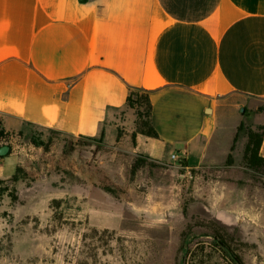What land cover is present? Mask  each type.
<instances>
[{"label": "crops", "instance_id": "1", "mask_svg": "<svg viewBox=\"0 0 264 264\" xmlns=\"http://www.w3.org/2000/svg\"><path fill=\"white\" fill-rule=\"evenodd\" d=\"M131 89L150 92L158 139L121 121ZM242 122L264 128V0H0L2 144L103 134L196 169L226 163ZM19 165L0 158V181Z\"/></svg>", "mask_w": 264, "mask_h": 264}, {"label": "rangeland", "instance_id": "2", "mask_svg": "<svg viewBox=\"0 0 264 264\" xmlns=\"http://www.w3.org/2000/svg\"><path fill=\"white\" fill-rule=\"evenodd\" d=\"M137 119L128 108L121 121ZM242 123L231 163L196 169L99 138L16 136L3 144L21 180L0 201V264H264V167L246 164Z\"/></svg>", "mask_w": 264, "mask_h": 264}, {"label": "trees", "instance_id": "3", "mask_svg": "<svg viewBox=\"0 0 264 264\" xmlns=\"http://www.w3.org/2000/svg\"><path fill=\"white\" fill-rule=\"evenodd\" d=\"M135 109L137 112V122L135 132L133 133V141L135 143V135L137 133L143 134L150 138L158 139L159 135L152 124V103L150 99V92L143 89H131L127 98V109ZM145 109V112L142 111ZM243 129V123L238 128V132ZM263 127L257 129H248V142L245 148L244 160L246 164L252 169L264 167V158L260 156V148L263 140ZM6 138L5 133L0 129V143ZM103 140V134L99 138ZM88 140H96L88 138ZM0 158H2L0 156ZM231 163V156L228 158V165ZM20 167L17 169L16 175L10 181H0V201L2 200L8 187L5 186L9 183H16L21 180L18 176ZM17 198L15 197L14 200ZM232 262V261H231ZM235 264V263H234Z\"/></svg>", "mask_w": 264, "mask_h": 264}, {"label": "water", "instance_id": "4", "mask_svg": "<svg viewBox=\"0 0 264 264\" xmlns=\"http://www.w3.org/2000/svg\"><path fill=\"white\" fill-rule=\"evenodd\" d=\"M10 152V147L9 146H3L0 148V156L4 157Z\"/></svg>", "mask_w": 264, "mask_h": 264}, {"label": "built area", "instance_id": "5", "mask_svg": "<svg viewBox=\"0 0 264 264\" xmlns=\"http://www.w3.org/2000/svg\"><path fill=\"white\" fill-rule=\"evenodd\" d=\"M3 147V144L2 143H0V148H2ZM173 159H177V157L176 156H173L172 157Z\"/></svg>", "mask_w": 264, "mask_h": 264}]
</instances>
